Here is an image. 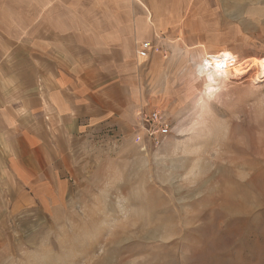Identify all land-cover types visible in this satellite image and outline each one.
<instances>
[{"label": "rangeland", "instance_id": "1", "mask_svg": "<svg viewBox=\"0 0 264 264\" xmlns=\"http://www.w3.org/2000/svg\"><path fill=\"white\" fill-rule=\"evenodd\" d=\"M172 1L186 29L162 32L160 74L141 78L168 134L89 132L59 191L0 208V264H264V79L206 65L264 58V0ZM86 4L62 0L63 23L90 22Z\"/></svg>", "mask_w": 264, "mask_h": 264}, {"label": "crops", "instance_id": "2", "mask_svg": "<svg viewBox=\"0 0 264 264\" xmlns=\"http://www.w3.org/2000/svg\"><path fill=\"white\" fill-rule=\"evenodd\" d=\"M1 1L2 209L59 191L78 172L92 130L112 127L124 135L138 126L144 66L160 74L161 57L153 54L167 41L162 32L186 29V7L172 0H87L82 13L90 22L79 25L63 23L62 0L25 8ZM95 15L104 22H92ZM143 43L150 49L141 58Z\"/></svg>", "mask_w": 264, "mask_h": 264}, {"label": "bare ground", "instance_id": "3", "mask_svg": "<svg viewBox=\"0 0 264 264\" xmlns=\"http://www.w3.org/2000/svg\"><path fill=\"white\" fill-rule=\"evenodd\" d=\"M221 57H226V60L223 63L218 61ZM235 59V56L229 50L223 49L217 52L214 56H208L206 58V65L213 69L215 73L218 72L219 75L238 73L240 76L248 73V71L254 66L256 69V73L254 75L255 81L258 82L264 79V58H253L251 61L246 60L243 62H236ZM221 64H223L225 69H218Z\"/></svg>", "mask_w": 264, "mask_h": 264}, {"label": "built area", "instance_id": "4", "mask_svg": "<svg viewBox=\"0 0 264 264\" xmlns=\"http://www.w3.org/2000/svg\"><path fill=\"white\" fill-rule=\"evenodd\" d=\"M150 49L148 43H143L140 46V51L138 52L139 57H146L147 51ZM226 60V57L219 58V62L223 63ZM231 61V60H229ZM218 69H225L223 64H221ZM141 126L146 136L154 143L159 144L161 138L168 134L169 130L164 124V120L160 113L157 110L150 112L141 111L139 113V125Z\"/></svg>", "mask_w": 264, "mask_h": 264}]
</instances>
